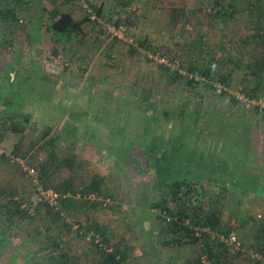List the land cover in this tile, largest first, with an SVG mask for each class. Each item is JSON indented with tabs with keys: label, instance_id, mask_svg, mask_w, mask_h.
Returning <instances> with one entry per match:
<instances>
[{
	"label": "rangeland",
	"instance_id": "1",
	"mask_svg": "<svg viewBox=\"0 0 264 264\" xmlns=\"http://www.w3.org/2000/svg\"><path fill=\"white\" fill-rule=\"evenodd\" d=\"M4 5L18 11L8 25L0 21V264H100L113 247L126 264H196L198 247L215 239L225 245L221 264H264V0ZM54 6L91 22L68 39L54 34L45 12ZM162 56L179 73L161 68ZM209 59L213 79L199 71ZM50 152L71 166L48 180ZM171 153L195 160L179 179L181 193L194 189L183 224L196 231V245L167 244L181 207L165 185L171 178L160 176ZM94 178L101 194L82 196V209L62 211L58 194L53 205L40 194L68 179L79 192ZM9 198L29 218H2ZM56 211L61 220L52 224ZM209 211L215 229L202 219ZM60 253L66 261L53 263ZM199 264L210 260L202 255Z\"/></svg>",
	"mask_w": 264,
	"mask_h": 264
},
{
	"label": "trees",
	"instance_id": "2",
	"mask_svg": "<svg viewBox=\"0 0 264 264\" xmlns=\"http://www.w3.org/2000/svg\"><path fill=\"white\" fill-rule=\"evenodd\" d=\"M93 10H94V7H93ZM17 11H18V7L15 5L12 7L8 5H4L2 7L0 6V21L3 24L8 25L11 21H14L16 19ZM45 12L47 13L49 21H50L49 29L54 34L63 36L67 39L70 38L74 33L82 31V28L87 26L91 22L90 15L87 13H85L81 19L75 20L70 13L61 10L57 6H54L53 8ZM96 12L97 14L100 15L101 9L99 8ZM118 23H121V22L120 21L116 22V27L120 26L118 25ZM260 43H261L260 44L261 46H264V42L262 39ZM259 60L257 62L258 65L264 67V55ZM216 66L217 64L213 61V59H209V63L206 64L203 67V69L199 71L201 72V75L203 77H206L208 79H213ZM160 67L162 68L163 65H161ZM164 68L169 70L168 67H164ZM229 80H230L229 77L224 76V75H222L219 78L220 83L224 84V86H229ZM24 121L28 122L27 119H25ZM145 124L147 125L146 117H145ZM11 130L12 132H16L17 129L16 127H11ZM160 138H162V140L164 141V136L162 133L160 134ZM162 140L161 141L159 140L160 143H158L157 147L159 145L160 146L164 145ZM51 145L52 144L50 143V146ZM15 151L18 152V149ZM156 151L161 152L159 149H156ZM172 151H174V148L172 149ZM162 155L164 156V154ZM171 155L173 154L171 153ZM178 155H179L178 153H174L173 155L174 157L172 158V160L169 159L170 161H168V164H169L168 168L163 169L160 173V176L162 177L164 176L166 178H171L169 183L167 184L164 183V184L168 186L172 200L178 201L181 205L179 211L176 213V216H175L177 219V222H173L171 224L172 228L169 230L170 232L176 235V238L170 239V241H168L167 244L170 246H182L184 244L196 245L198 244V238L195 236L196 231H194L192 228L187 227L183 224L184 220L187 217H189V215L187 214L186 208H185L184 199L187 197L188 195L187 193L193 192L194 189H192L191 187H188V189H186L184 193H181L180 190L182 189L186 181L179 179V175L181 171L183 172L184 169H186L187 167H192V163L195 160L184 158L182 162L184 164H182L180 162V157H179L180 155L179 156ZM216 164L217 163L215 162L214 165L218 166ZM67 166H71L70 162L68 165L67 159L64 158L60 160L59 158L56 157V155L53 152H50L48 156V162L46 163V167H44V170H43L44 177L48 178L49 180L51 173H55L59 171L60 169L67 167ZM213 168L216 169L215 167ZM52 190L56 195L58 194L57 200H58V204L62 211H67V209L71 207L82 209V206L85 205V202H81L82 196L85 197L86 195L94 194V196L96 197L99 194H101V191H102L101 182L100 180L96 178L92 179L90 183L87 186H84L82 190L79 192L74 190L73 179H68L61 183H57L55 186L52 187ZM77 192L80 194L79 198L74 199L71 196H69V194H72L75 196ZM92 203H94V201ZM42 206L44 207L46 213H49V214L52 213L51 211H53V209L49 205L47 204L39 205V207H42ZM156 207L158 206L156 205ZM159 207L170 213V211L168 210V208H166V206L161 205ZM39 210L40 209H38L37 212H39ZM171 215L174 216L173 214ZM193 215H194V218L196 219L199 218L197 213H194ZM1 216L2 218L5 217L9 221L11 220L18 221V220H24L26 218H29L26 210L21 209L20 204L14 201L12 198H9L7 202L5 203V205L3 206L2 211H1ZM51 218H52L51 220L52 224L57 223L58 221L61 220L60 212H57V211L54 212L53 217ZM202 219L205 220L206 224L209 225L211 229L216 228L217 218L215 217V211H209V213H204V216L202 217ZM190 222L192 226L198 225L199 223V221H197V223H193L192 218L190 219ZM63 228H64L63 230H67L70 227L68 226L67 223H65L63 224ZM94 228H95L94 231L99 236H101V238L103 239L105 236V232L103 231V229H100L99 227L98 228L94 227ZM51 248L54 251H57V250L60 251L59 243L57 241H52ZM95 248H97V244L95 245ZM198 248H199V255H198L199 258H197L198 260L196 261V264L200 263V257L202 255H206L207 259L210 260V264H221V260L226 255L225 245L219 242L218 239L214 240L213 245H209L207 242H205L203 245H200V247ZM101 253H102L101 255L102 259L100 261V264H123L124 262L123 254L120 253V250L118 249V247L116 248L113 247L110 251L101 252ZM66 258L67 256L65 253H60L58 254V260L56 258L53 263L64 262L66 261Z\"/></svg>",
	"mask_w": 264,
	"mask_h": 264
},
{
	"label": "built area",
	"instance_id": "3",
	"mask_svg": "<svg viewBox=\"0 0 264 264\" xmlns=\"http://www.w3.org/2000/svg\"><path fill=\"white\" fill-rule=\"evenodd\" d=\"M158 63L160 65H163L165 67H168L170 71L174 72L175 74L179 73L178 72V65H174L175 63H171L168 58H166L165 56L159 57L158 58ZM220 92V90L218 89V93ZM28 173L30 176H34L35 172L34 169H28ZM40 194L44 196V200L47 201L50 205L55 204L56 202V194L52 191V190H47V191H40ZM231 242L235 241V238L231 237L230 238Z\"/></svg>",
	"mask_w": 264,
	"mask_h": 264
}]
</instances>
